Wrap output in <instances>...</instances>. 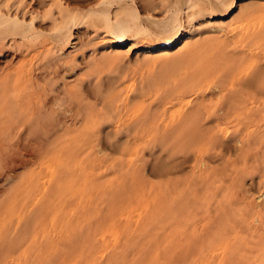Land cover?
Masks as SVG:
<instances>
[{"label": "rangeland", "instance_id": "obj_1", "mask_svg": "<svg viewBox=\"0 0 264 264\" xmlns=\"http://www.w3.org/2000/svg\"><path fill=\"white\" fill-rule=\"evenodd\" d=\"M0 264H264V0H0Z\"/></svg>", "mask_w": 264, "mask_h": 264}]
</instances>
